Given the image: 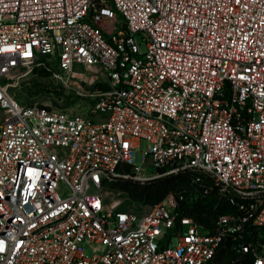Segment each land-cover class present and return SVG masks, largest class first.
Returning a JSON list of instances; mask_svg holds the SVG:
<instances>
[{
  "label": "built area",
  "instance_id": "1",
  "mask_svg": "<svg viewBox=\"0 0 264 264\" xmlns=\"http://www.w3.org/2000/svg\"><path fill=\"white\" fill-rule=\"evenodd\" d=\"M37 68L88 114L12 95ZM182 171L230 208L214 230L112 196ZM226 237L264 264V0H0V264H210Z\"/></svg>",
  "mask_w": 264,
  "mask_h": 264
},
{
  "label": "trees",
  "instance_id": "2",
  "mask_svg": "<svg viewBox=\"0 0 264 264\" xmlns=\"http://www.w3.org/2000/svg\"><path fill=\"white\" fill-rule=\"evenodd\" d=\"M45 74H50L45 68L36 69ZM32 104V103H31ZM126 171L130 166H123ZM192 185L193 174L190 171H182L178 174H168L141 182L134 178L117 177L111 182V186L126 192L133 200H141L149 204H156L170 192L180 200V209L183 215L192 218L195 222L206 226L210 230L216 228V220L220 214L230 211L227 203L220 199L217 187L213 180L203 175ZM207 189V191H206ZM194 193L197 197L192 199ZM210 264H252L248 253L238 252L231 237H226L219 246Z\"/></svg>",
  "mask_w": 264,
  "mask_h": 264
},
{
  "label": "rangeland",
  "instance_id": "3",
  "mask_svg": "<svg viewBox=\"0 0 264 264\" xmlns=\"http://www.w3.org/2000/svg\"><path fill=\"white\" fill-rule=\"evenodd\" d=\"M10 91L19 101L27 104H43L54 108L67 110L74 114H88L90 99L83 97L74 89H63L51 76L41 71L15 77L11 82ZM148 148V142L142 140L135 152V162L142 164L143 152ZM112 196L122 199V207L132 210H149L153 204L133 200L126 192L113 188ZM165 230L163 231V234ZM177 243L174 238L173 245Z\"/></svg>",
  "mask_w": 264,
  "mask_h": 264
}]
</instances>
